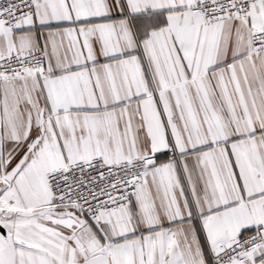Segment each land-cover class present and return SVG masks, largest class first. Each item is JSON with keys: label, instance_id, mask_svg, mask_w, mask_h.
Listing matches in <instances>:
<instances>
[{"label": "snow or ice", "instance_id": "snow-or-ice-1", "mask_svg": "<svg viewBox=\"0 0 264 264\" xmlns=\"http://www.w3.org/2000/svg\"><path fill=\"white\" fill-rule=\"evenodd\" d=\"M0 264H264V0H0Z\"/></svg>", "mask_w": 264, "mask_h": 264}]
</instances>
